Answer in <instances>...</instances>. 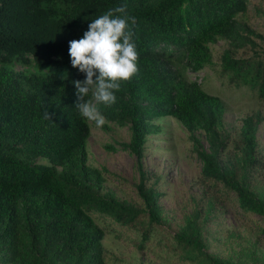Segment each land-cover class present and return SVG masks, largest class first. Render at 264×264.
<instances>
[{
	"label": "trees",
	"instance_id": "obj_1",
	"mask_svg": "<svg viewBox=\"0 0 264 264\" xmlns=\"http://www.w3.org/2000/svg\"><path fill=\"white\" fill-rule=\"evenodd\" d=\"M124 4L138 21L139 73L122 84L115 105H98L102 128L128 127L129 141L118 146L140 160L147 137L159 133L155 121L171 117L189 134L201 164L202 197L192 199L169 238L155 230L164 220L161 194L141 168L136 207L104 192L107 169L88 164L91 128L75 107L73 83L85 74L75 68L60 78L28 69L74 68L69 41ZM257 10L264 15V8ZM247 11L248 0H0V264H107L105 232L93 214L134 231L138 252L152 246L181 264H240L207 251L206 225L220 191L232 193L243 213L264 219L257 141L263 117L247 116L232 137L222 100L185 73L212 66L211 46L224 41L221 73L264 104V36L253 30Z\"/></svg>",
	"mask_w": 264,
	"mask_h": 264
},
{
	"label": "rangeland",
	"instance_id": "obj_2",
	"mask_svg": "<svg viewBox=\"0 0 264 264\" xmlns=\"http://www.w3.org/2000/svg\"><path fill=\"white\" fill-rule=\"evenodd\" d=\"M257 8H264V0H248L246 19L253 30L264 36V15ZM225 44L219 41L211 46L212 66L198 73L188 71L185 75L200 84L206 93L222 100L225 106L224 128L232 137L236 135L244 118L261 113L263 121L258 128L257 141L264 156V104L250 89L230 84L228 77L221 73L219 58ZM28 69L44 75L54 73L65 78L75 68L65 64L45 67L31 64ZM88 124L91 128L87 141L88 164L107 169L104 192H112L119 200L140 206L136 185L139 181L138 170L141 168L148 179L147 185L161 194L159 204L164 220L155 226V230L163 236L172 237L181 227L185 215L190 212L192 199L202 197L203 189L199 183L201 164L193 152L189 134L171 117L155 121L159 133L147 137L143 156L138 160L118 146L119 143L129 141L128 127L120 128L107 123L104 129L96 127L94 122L88 121ZM196 136L206 147L203 136L199 133ZM106 145H112L117 150L108 151ZM216 207L206 225L207 251L240 264H264V219L243 213L232 193L220 191ZM92 217L105 232L103 244L107 264H181L175 257L152 246L138 252L132 243L134 231L100 214H93ZM253 257L256 262H253Z\"/></svg>",
	"mask_w": 264,
	"mask_h": 264
},
{
	"label": "clouds",
	"instance_id": "obj_3",
	"mask_svg": "<svg viewBox=\"0 0 264 264\" xmlns=\"http://www.w3.org/2000/svg\"><path fill=\"white\" fill-rule=\"evenodd\" d=\"M137 23L124 4L108 9L91 21L80 39L69 41L71 65L86 76L73 81L75 107L96 127L106 123L98 105H115L122 84L139 73V52L134 40ZM46 118L51 119V115L46 113Z\"/></svg>",
	"mask_w": 264,
	"mask_h": 264
}]
</instances>
